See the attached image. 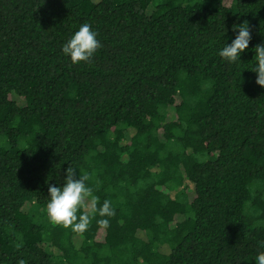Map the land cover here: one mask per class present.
Listing matches in <instances>:
<instances>
[{"label": "trees", "instance_id": "1", "mask_svg": "<svg viewBox=\"0 0 264 264\" xmlns=\"http://www.w3.org/2000/svg\"><path fill=\"white\" fill-rule=\"evenodd\" d=\"M83 23L102 47L72 65L62 46ZM258 44L264 0H0V264H255ZM68 166L115 211L82 236L47 218Z\"/></svg>", "mask_w": 264, "mask_h": 264}, {"label": "clouds", "instance_id": "2", "mask_svg": "<svg viewBox=\"0 0 264 264\" xmlns=\"http://www.w3.org/2000/svg\"><path fill=\"white\" fill-rule=\"evenodd\" d=\"M233 31H237L238 34L219 52V56L230 64L240 61L241 53L248 49L251 40L247 21L239 25L234 24ZM97 35L90 24L83 23L62 46L63 54L70 57L72 65L91 62L94 54L102 47ZM254 52L256 66L251 71L256 73V84L264 88V44L256 45ZM65 173L62 187L54 185L48 187L46 213L51 225L71 229L72 232L82 236L97 215L108 218L115 215L110 200L106 199L102 205L99 204V197L94 195V189L88 183L92 180L90 173L83 172L77 178L75 169L69 166ZM96 223L105 230L110 227L109 219H99ZM261 246L264 247V242H261ZM19 247L20 245H17V248ZM17 264H27V262L20 259ZM255 264H264V252L257 254Z\"/></svg>", "mask_w": 264, "mask_h": 264}]
</instances>
